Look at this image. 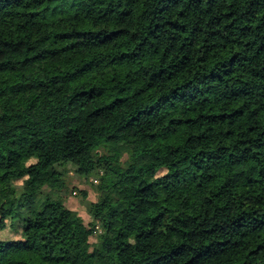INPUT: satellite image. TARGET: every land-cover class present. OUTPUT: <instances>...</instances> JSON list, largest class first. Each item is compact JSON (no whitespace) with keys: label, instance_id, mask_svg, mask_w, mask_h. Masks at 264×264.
Returning a JSON list of instances; mask_svg holds the SVG:
<instances>
[{"label":"trees","instance_id":"1","mask_svg":"<svg viewBox=\"0 0 264 264\" xmlns=\"http://www.w3.org/2000/svg\"><path fill=\"white\" fill-rule=\"evenodd\" d=\"M7 229L0 264H264V0H0Z\"/></svg>","mask_w":264,"mask_h":264},{"label":"rangeland","instance_id":"2","mask_svg":"<svg viewBox=\"0 0 264 264\" xmlns=\"http://www.w3.org/2000/svg\"><path fill=\"white\" fill-rule=\"evenodd\" d=\"M66 171V189L62 192L61 196L67 199L66 201H68L70 209L76 211L84 219V222L89 224L92 219L88 215L87 206L89 202L98 201L96 192L97 180L94 177L90 179L80 177L76 174L75 167L71 165L67 167ZM19 236V230L7 229L2 232L0 231L1 240H15Z\"/></svg>","mask_w":264,"mask_h":264}]
</instances>
